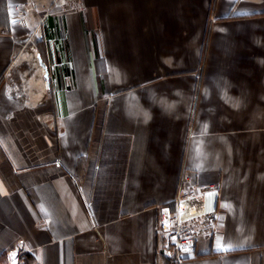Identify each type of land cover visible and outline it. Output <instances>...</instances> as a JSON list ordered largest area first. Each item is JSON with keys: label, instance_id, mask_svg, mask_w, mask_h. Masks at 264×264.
I'll return each mask as SVG.
<instances>
[{"label": "crops", "instance_id": "crops-1", "mask_svg": "<svg viewBox=\"0 0 264 264\" xmlns=\"http://www.w3.org/2000/svg\"><path fill=\"white\" fill-rule=\"evenodd\" d=\"M185 175L217 227L170 256ZM2 254L264 264V0H0Z\"/></svg>", "mask_w": 264, "mask_h": 264}, {"label": "built area", "instance_id": "built-area-1", "mask_svg": "<svg viewBox=\"0 0 264 264\" xmlns=\"http://www.w3.org/2000/svg\"><path fill=\"white\" fill-rule=\"evenodd\" d=\"M189 181L182 177V187L174 211L160 210L159 229L166 241V254L178 256L189 248L197 237H210L215 232L218 215V189L208 186L198 190L183 189Z\"/></svg>", "mask_w": 264, "mask_h": 264}, {"label": "trees", "instance_id": "trees-1", "mask_svg": "<svg viewBox=\"0 0 264 264\" xmlns=\"http://www.w3.org/2000/svg\"><path fill=\"white\" fill-rule=\"evenodd\" d=\"M6 256L4 254L0 255V264H4ZM22 264H29V258L27 256L23 257V263Z\"/></svg>", "mask_w": 264, "mask_h": 264}, {"label": "water", "instance_id": "water-1", "mask_svg": "<svg viewBox=\"0 0 264 264\" xmlns=\"http://www.w3.org/2000/svg\"><path fill=\"white\" fill-rule=\"evenodd\" d=\"M37 59H38V62H39V64H40V66L45 70V65L42 63V61H41L39 55H37ZM45 76H46V75H45Z\"/></svg>", "mask_w": 264, "mask_h": 264}, {"label": "rangeland", "instance_id": "rangeland-1", "mask_svg": "<svg viewBox=\"0 0 264 264\" xmlns=\"http://www.w3.org/2000/svg\"><path fill=\"white\" fill-rule=\"evenodd\" d=\"M173 211H174V208H173V209H171V213H173Z\"/></svg>", "mask_w": 264, "mask_h": 264}]
</instances>
